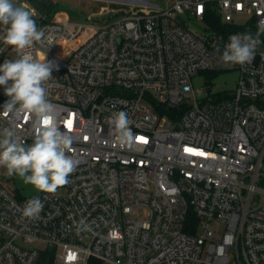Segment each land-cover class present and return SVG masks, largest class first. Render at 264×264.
I'll list each match as a JSON object with an SVG mask.
<instances>
[{
  "label": "built area",
  "instance_id": "1",
  "mask_svg": "<svg viewBox=\"0 0 264 264\" xmlns=\"http://www.w3.org/2000/svg\"><path fill=\"white\" fill-rule=\"evenodd\" d=\"M261 20L264 0H172L102 24L37 22L53 44L31 51L55 65L47 98L80 163L55 194L0 185V264H35L40 242L65 264H264V49L243 66L216 51ZM16 58L0 42V64ZM228 71L235 89H216L210 74ZM200 74L206 88L193 82ZM8 99L0 86V130L31 145L34 119L4 115ZM120 111L128 146L109 124ZM34 196L44 208L29 220L18 208ZM81 218L91 231L69 229Z\"/></svg>",
  "mask_w": 264,
  "mask_h": 264
},
{
  "label": "clouds",
  "instance_id": "2",
  "mask_svg": "<svg viewBox=\"0 0 264 264\" xmlns=\"http://www.w3.org/2000/svg\"><path fill=\"white\" fill-rule=\"evenodd\" d=\"M29 11L15 0H0V42L12 48L18 58L5 60L0 64V86L9 98L3 105V114H31L34 119V139L26 145L18 137L13 126L0 130V167L6 169L9 177H19L24 185H31L37 192L55 194L66 186L70 175L80 161L68 153L71 151V137L62 132L56 124L58 108L47 98V84L55 67L45 57L34 58L31 49L43 45L47 40L45 31L38 28ZM264 35V20L257 26V32L236 34L229 37L223 50L217 48L221 61L226 65H245L255 58L256 50ZM127 113L114 112L109 118L111 132L121 146L132 143L134 134L130 128ZM44 203L39 196L28 199L18 208L24 218L35 220L40 217ZM77 232L91 231L86 219L69 226Z\"/></svg>",
  "mask_w": 264,
  "mask_h": 264
},
{
  "label": "rangeland",
  "instance_id": "3",
  "mask_svg": "<svg viewBox=\"0 0 264 264\" xmlns=\"http://www.w3.org/2000/svg\"><path fill=\"white\" fill-rule=\"evenodd\" d=\"M16 2V1H15ZM25 2L29 11H34L33 18L36 23L43 21H52L60 17H70L73 20H91L97 24L106 23L116 20L125 15L129 9L134 6L141 7L147 10L148 5L158 4L161 7L172 4V0H18L17 3ZM61 11H66L68 14H59ZM45 18V20H44ZM249 17L237 18L238 24H244ZM215 21L214 18L211 19ZM261 39V47L264 49V40ZM238 74L236 71L220 72L213 76L215 88L219 90L233 91L236 86ZM207 75L200 74L193 77L195 86L206 88ZM168 122V120H167ZM6 169L0 167V185L9 189L13 195L17 197H27L37 193L31 185H24L22 180L17 177H9L6 174ZM144 208L136 209L135 215L128 216L129 218H138L137 214L143 215ZM37 248L43 251H54L60 253V249L53 248L45 243H37Z\"/></svg>",
  "mask_w": 264,
  "mask_h": 264
},
{
  "label": "crops",
  "instance_id": "4",
  "mask_svg": "<svg viewBox=\"0 0 264 264\" xmlns=\"http://www.w3.org/2000/svg\"><path fill=\"white\" fill-rule=\"evenodd\" d=\"M15 1L17 2L18 0H15ZM22 5L24 7H28V5L25 2H22ZM59 14L67 15L68 13L66 11H61L59 12ZM100 263H101V260L99 257L91 256L87 260L86 264H100ZM35 264H65V263L62 262L60 253L58 252L56 253L54 251L48 250V251H43V252L40 251Z\"/></svg>",
  "mask_w": 264,
  "mask_h": 264
},
{
  "label": "trees",
  "instance_id": "5",
  "mask_svg": "<svg viewBox=\"0 0 264 264\" xmlns=\"http://www.w3.org/2000/svg\"><path fill=\"white\" fill-rule=\"evenodd\" d=\"M215 74H216V73H212V74H210V77H213V76H215ZM156 109H157V110H159V108H158V107H156ZM191 217H192V216H191ZM192 219H194V218L192 217Z\"/></svg>",
  "mask_w": 264,
  "mask_h": 264
}]
</instances>
